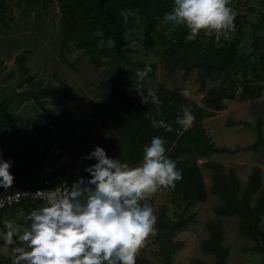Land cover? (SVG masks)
Here are the masks:
<instances>
[{"label":"trees","instance_id":"16d2710c","mask_svg":"<svg viewBox=\"0 0 264 264\" xmlns=\"http://www.w3.org/2000/svg\"><path fill=\"white\" fill-rule=\"evenodd\" d=\"M17 1L24 3L26 10L37 2H41L44 6L56 3L61 9L62 50H70L73 45L85 51L95 66H108L110 75L100 83V97L92 112V116L100 121L103 135L100 147L106 150L107 155L113 157L114 155L107 150L106 146L109 137L116 135L123 143L128 165L136 167L142 163L144 148L150 144L152 138H164L165 153L168 154V158L176 161L177 169L182 170V179L175 183V187L166 188L173 192L174 202L186 200L188 205H192L196 202L207 201L209 192L203 170L198 162L199 158H208L212 154L221 152L235 153L264 143L261 122L258 124L259 140L253 146L237 149L216 145L211 140L204 124L206 118L216 115L228 106V99L254 100L262 95L264 91L263 34L255 35L258 39L253 42L255 50L250 54L255 58H245L241 63L235 64L234 56H207L212 51L213 42H208L205 37L197 36L195 40H186V36L189 35L186 26L179 25L173 37L162 32V25L166 22L164 16L172 11L174 0ZM11 2L12 0H0V25L3 27L10 25ZM229 7L234 10L230 4ZM136 21L140 22V27L144 26L147 42L152 33L160 34L161 43L164 46L161 50V57L169 61L170 67L181 57L170 60L173 57L171 55H174L182 45L185 49L195 42L208 45L199 59L187 65L186 73L194 68L202 69L201 77L205 82L206 77L223 76L222 83L209 88L203 101L198 102L189 96L185 97L177 90L167 88L164 84H160L155 89L149 87L147 76L140 81L136 76L137 70H143L146 65H149L151 71L148 75L153 77L158 70V64L134 60L127 53L126 31L134 27ZM234 22L240 28L228 49L231 54L237 53L236 40L243 32L244 24L249 20L245 14L236 12ZM29 55L30 50H25L16 56L17 64L27 73L28 86L32 87L26 95L33 97L43 109H46V113H53V110L47 107L48 97L53 93L58 94L59 89L49 83L46 84L42 78L31 73V67L27 64ZM219 57L221 58L218 61ZM239 71L242 73L243 85L238 91L239 80L234 76ZM135 89L143 91L145 96L149 89L157 92L162 101L160 109L162 115L158 119L165 120L171 126L172 131L152 127L148 117L155 114V105L151 102L141 103V96ZM185 107H190L195 117L192 127L186 131L176 123V117L183 115ZM46 119L43 114L41 119H36L33 123V132L26 130L22 133L10 107V101L0 100V161L12 162L9 171L14 177L10 188L4 189L0 186V196L22 190L27 186H54L56 185L55 180L63 177L66 172L68 164L63 160L62 154L56 155L54 153L56 147L52 149L46 142L51 133V127ZM84 145L87 156L93 149L85 140ZM179 157L181 159H178ZM95 162V159L84 158L78 172L79 178L84 177L86 180L90 178L91 174L85 171V167ZM205 165L214 171L211 192L220 195L224 201L223 204L215 207V211L226 215L241 213L242 233L256 242L251 250L264 255V227L260 225L264 217V192L259 195L256 207L252 206L254 193L263 186L262 169L259 166L253 168L250 184L240 195L242 186L238 173L234 169L231 170V181H229L221 162L208 160ZM43 203L24 200L16 207L29 214ZM5 210L7 209L0 210V212ZM29 225L28 220L26 226ZM0 228L7 233L9 231L2 221V216H0ZM207 228L209 236L203 241V251L216 256L217 264H225L230 249L224 245L225 228L222 220H209ZM165 242L166 247L169 248V251L164 254L166 264H173V256L176 252L175 243L168 235L165 236ZM196 263L208 264L201 260ZM0 264H12V256L0 253Z\"/></svg>","mask_w":264,"mask_h":264},{"label":"rangeland","instance_id":"374dc122","mask_svg":"<svg viewBox=\"0 0 264 264\" xmlns=\"http://www.w3.org/2000/svg\"><path fill=\"white\" fill-rule=\"evenodd\" d=\"M11 4L10 25H0V100L10 101V107L22 133L26 130L33 132V123L44 114L51 127L47 144L52 149L60 147L65 150L74 168L80 169L86 156L84 140L92 149L102 144L100 121L92 116V112L100 97V83L110 75V70L108 66L98 67L92 64L85 51L73 45L70 50H62L61 9L56 3L44 6L37 2L28 10L24 3L17 0H12ZM229 4L238 14H245L249 20L236 40L237 53L231 54L228 50L240 28L234 21V28L229 30L226 36L221 34L217 38L215 33L206 35L202 30L198 37H205L208 42H213L212 51L207 56H234L235 64H239L245 58H255L250 55L255 50L253 42L258 39L255 35H264V0H230ZM177 28L178 26H173L171 22H164L161 30L173 37ZM144 32V26L140 27L139 21L126 31L127 53L134 60L158 64L156 74L146 77L149 87L155 89L164 84L180 93L188 90L189 97L202 102L209 88L222 83L223 76L206 77L205 82L201 77L202 69L194 68L186 73L187 65L199 59L208 45L195 42L191 43L188 49L182 45L171 55L173 57L170 60L181 57L170 67L169 61L161 57L164 46L160 34L152 33L147 42ZM25 50H30L27 64L31 67V73L42 78L46 84L59 89L58 94L53 93L48 97L47 107L51 108L53 113H46V109L33 97L26 95L32 87L27 84V73L16 62V56ZM234 77L239 80V91L243 85L241 71ZM227 102L225 109L205 123L211 140L218 146H228L232 149L253 146L260 137L259 122L264 134V91L254 100L234 98L228 99ZM106 148L114 155L112 157L108 154V157L128 164L119 137L111 135ZM208 160L221 162L229 181L232 169L238 173L242 186L240 195L250 184L253 168L259 166L263 171V186L253 195L252 206L256 207L259 195L264 192V143L235 153L221 152L208 158H199L198 162L209 192L207 201L192 205H188L186 200L174 202L173 192L166 188L159 189L142 201V205L147 203L153 208L157 220L155 233L147 238L145 246L140 249L136 264H166L164 254L169 251L165 242L166 235L176 246L173 264H197L199 260L217 264V257L204 252L202 244L209 236L208 221L218 219L222 220L225 228L224 245L230 249L225 264H264V255L251 250L256 244L255 240L244 235L240 229L242 214L226 215L215 211V207L224 201L220 195L211 192L214 171L205 165ZM61 178L62 176L57 178L55 184H58ZM0 216L7 228L11 223L20 234L27 227L28 214L22 209L9 208L0 212ZM260 225L264 227V217ZM3 237L8 241V233L0 228V253L12 256L14 248L21 246L18 236L12 237L13 243L5 242Z\"/></svg>","mask_w":264,"mask_h":264},{"label":"clouds","instance_id":"9594fccd","mask_svg":"<svg viewBox=\"0 0 264 264\" xmlns=\"http://www.w3.org/2000/svg\"><path fill=\"white\" fill-rule=\"evenodd\" d=\"M230 0H174L171 12L164 20L173 26L183 25L189 30L186 40L192 41L204 30L206 35H227L234 28L236 12L229 7ZM151 67L137 70L140 81ZM141 103L155 105L149 115L153 128L172 131L163 119L162 101L156 91L135 89ZM182 95L189 96L188 90ZM195 120L190 107L176 117L183 130L192 127ZM165 139L153 137L144 148L143 161L130 167L110 158L99 145L85 159H95L87 165L90 173L68 187L61 185L50 190H37L35 197L44 203L28 214L30 225L22 234L9 223L8 243L14 235L21 246L15 247L12 264H136L140 249L155 233L157 217L153 208L144 203L161 188L175 187L182 179V170L176 161L165 155ZM11 161H0V186L8 189L13 184L9 171Z\"/></svg>","mask_w":264,"mask_h":264},{"label":"built area","instance_id":"2783aa9c","mask_svg":"<svg viewBox=\"0 0 264 264\" xmlns=\"http://www.w3.org/2000/svg\"><path fill=\"white\" fill-rule=\"evenodd\" d=\"M54 153L56 155L62 154V158H64V161H66L68 164L66 168V172L64 173L61 181L58 184L51 186V187H47L44 185L35 186V187L27 186L22 190H18L13 193H8L6 195H1L0 196V210L16 207L17 205L22 203L24 200L43 202L42 200L37 199L35 197V192H37V190H50V189H54L61 185H67L68 187H70L74 181H77L79 179V176H78L79 169L74 168V166L68 160L69 155L65 153V150H63L60 147H56L54 150ZM165 155L166 157H168V154L165 153ZM178 159H181V157H179Z\"/></svg>","mask_w":264,"mask_h":264},{"label":"crops","instance_id":"0c3cea01","mask_svg":"<svg viewBox=\"0 0 264 264\" xmlns=\"http://www.w3.org/2000/svg\"><path fill=\"white\" fill-rule=\"evenodd\" d=\"M216 115H218V114H216ZM216 115H214V116H216ZM212 117H213V116H212ZM212 117L206 118V119L204 120V124H205L207 121L209 122V119H211ZM6 226H7V225H6ZM2 240H4V237H3ZM4 241L8 243L7 240H4ZM14 241H15V240H14ZM11 243H13V242H11Z\"/></svg>","mask_w":264,"mask_h":264}]
</instances>
